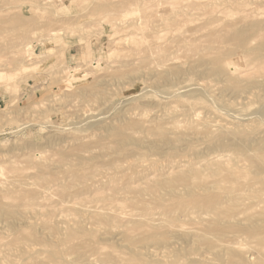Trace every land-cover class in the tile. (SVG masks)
<instances>
[{"label":"rangeland","instance_id":"obj_1","mask_svg":"<svg viewBox=\"0 0 264 264\" xmlns=\"http://www.w3.org/2000/svg\"><path fill=\"white\" fill-rule=\"evenodd\" d=\"M0 264H264V0H0Z\"/></svg>","mask_w":264,"mask_h":264},{"label":"bare ground","instance_id":"obj_2","mask_svg":"<svg viewBox=\"0 0 264 264\" xmlns=\"http://www.w3.org/2000/svg\"><path fill=\"white\" fill-rule=\"evenodd\" d=\"M230 65H231V64H230ZM234 65H235V64L231 65V67L234 66ZM232 68H233V67H232Z\"/></svg>","mask_w":264,"mask_h":264}]
</instances>
